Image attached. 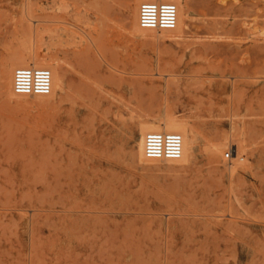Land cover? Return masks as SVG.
Returning a JSON list of instances; mask_svg holds the SVG:
<instances>
[{
  "label": "rangeland",
  "instance_id": "obj_1",
  "mask_svg": "<svg viewBox=\"0 0 264 264\" xmlns=\"http://www.w3.org/2000/svg\"><path fill=\"white\" fill-rule=\"evenodd\" d=\"M92 1L0 0V72L31 48L68 80L50 97L0 84V264H264V0H180L170 37L133 30L136 0ZM166 110L197 149L140 162L139 120ZM231 114L248 150L232 174V142L205 150Z\"/></svg>",
  "mask_w": 264,
  "mask_h": 264
},
{
  "label": "bare ground",
  "instance_id": "obj_2",
  "mask_svg": "<svg viewBox=\"0 0 264 264\" xmlns=\"http://www.w3.org/2000/svg\"><path fill=\"white\" fill-rule=\"evenodd\" d=\"M61 1V0H60ZM90 1V0H89ZM94 1V0H93ZM92 1V2H93ZM145 0H136L135 4H134V9H133V17H132V22H131V27L133 28V30L135 32L137 31H148V32H157V30L155 29H142L139 27L138 25V7L139 4ZM153 1H174V3L177 5L178 7V15H177V22H176V26L174 29L171 30H158L160 32H162L163 35H167V36H179L180 31H183L182 25H183V18L184 16L189 17L191 9L188 5V3L182 4V2L180 0H153ZM59 2V1H58ZM97 2V1H96ZM133 2V1H131ZM57 3V2H56ZM95 3V2H94ZM129 3V2H128ZM92 5V3H90ZM98 4V3H97ZM58 5V4H56ZM59 5H61V3H59ZM105 5V3H104ZM51 6V5H50ZM96 6V4H95ZM98 6V5H97ZM96 6V7H97ZM52 7V6H51ZM58 7V6H57ZM62 7V6H59ZM58 7V8H59ZM100 7V6H99ZM64 9V8H63ZM99 9V8H98ZM192 14V13H191ZM191 16V15H190ZM257 19L255 20L257 25V30L261 35H264V4L263 6L259 9L257 16H255ZM84 19V18H83ZM90 19V18H89ZM96 19V18H95ZM41 20V19H40ZM87 20V19H86ZM130 21V20H129ZM55 22V21H54ZM86 22V21H85ZM97 22V21H96ZM65 23V22H64ZM87 23V22H86ZM89 24V23H88ZM87 24V25H88ZM91 25V24H89ZM88 25V26H89ZM188 25V24H187ZM64 26V25H63ZM185 26V25H184ZM65 27V26H64ZM80 27V26H79ZM182 29V30H181ZM63 30V29H61ZM67 30V29H66ZM56 31H59V29H55V30H50V33L52 34V32H54L55 34H59L56 33ZM49 32V31H48ZM61 32V31H60ZM256 32V31H255ZM45 33V32H44ZM66 34V33H65ZM54 37V36H53ZM166 37V36H163ZM56 38V37H55ZM61 38V37H60ZM68 38V37H67ZM58 39V37H57ZM60 41V40H59ZM67 41V40H66ZM29 42V41H28ZM43 42V41H42ZM46 44V42H44ZM42 43V44H44ZM41 44V45H42ZM50 44H54V43H50ZM55 45V44H54ZM46 46V45H45ZM50 49V48H49ZM41 50V49H40ZM63 52V51H61ZM67 51H65L64 53H66ZM70 52V51H69ZM57 55V54H56ZM56 57V56H55ZM7 58V57H6ZM7 60V59H6ZM83 61V60H82ZM5 63V62H4ZM57 63V62H56ZM58 64V63H57ZM57 64H55V60H53V55L50 52H44V53H40L37 50H32L31 48L27 49H23L22 51L19 52H13L10 56L9 59V65L6 69L1 70L0 72V84L1 87L3 88L4 92H6L7 94L13 95L15 94L13 91V72L14 69L16 67L19 66H33V67H47L51 70L52 73V84H51V90L49 94L46 95H38L40 97H50L52 96L55 91L57 89H61L63 90L64 88H66L67 86V79H66V74L65 72H61L58 70V66ZM82 70H79L80 72H84V73H89L91 72V67L90 66H81ZM77 74V73H76ZM79 75V74H78ZM85 78V77H84ZM90 79V78H89ZM80 83H85V82H80ZM72 84V83H70ZM162 85V84H161ZM145 86V85H144ZM74 87V86H73ZM84 87H86V85H84ZM148 87V86H147ZM75 88V87H74ZM153 88V87H152ZM1 92V91H0ZM20 95V94H18ZM17 95V96H18ZM20 96H26V95H20ZM34 96V95H33ZM54 96V95H53ZM234 103V102H233ZM166 104L168 105V103L166 102ZM231 105V104H230ZM166 106V105H165ZM170 106V105H169ZM167 108V107H166ZM169 109V108H167ZM171 111V110H170ZM169 110H166L164 113H161L159 115L153 116V117H143L142 119H138L139 120V136H138V140L136 142V147L134 149L133 152V156L138 158L141 161L144 162H161L160 160L157 159H152V158H147L144 155V135L147 131H151V130H157V131H175V132H179L182 135L183 138V143H182V153L180 155V157L178 159H173V160H166L167 162H179V163H183L186 162V160L190 157H192L191 155L193 154V152L197 149L198 146V138L201 135L200 133H198V131L196 129H194L187 120L185 119H181L179 117H177V115H173V111L172 113ZM231 111V110H230ZM237 111V110H236ZM224 113L226 114L225 110ZM223 113V114H224ZM232 113V112H231ZM230 114V112H229ZM246 114V112L244 113V115ZM155 115V114H154ZM151 116V115H150ZM243 116V115H242ZM241 116V117H242ZM188 117V116H187ZM240 117V116H239ZM240 117V118H241ZM245 117V116H244ZM228 118V117H227ZM229 130L228 131H224V132H219L217 133V141H211L208 144V147H205L206 152L208 151L209 154L211 155H219L222 150L226 147L230 145H232L231 149L233 151V160L230 162L231 164L229 165L228 170L229 172L232 174L234 172H236V170L238 168L241 169H246L247 164H246V159L245 156L248 155V150L246 148V144L243 140V135L245 134L238 126V123L236 122V120L234 119V114H231L229 117ZM243 121V120H242ZM241 121V124H242ZM136 123V121H134ZM249 122V121H248ZM245 123V122H244ZM243 123V124H244ZM253 123V121H252ZM134 125V124H133ZM137 125V124H136ZM135 125V126H136ZM194 125V124H193ZM213 127H217L216 123L213 121L211 124ZM245 127V126H244ZM243 127V129H245ZM212 128H210L211 130ZM216 130V129H215ZM247 130V129H246ZM12 131V130H11ZM129 131H132L131 129ZM214 131V130H213ZM212 131V132H213ZM245 131V130H244ZM215 132V131H214ZM246 132V131H245ZM132 133V132H131ZM216 133V132H215ZM128 134V133H127ZM198 134H200L198 136ZM55 137V136H54ZM129 137V136H128ZM132 137V135H131ZM209 137V135H208ZM246 137V135H245ZM126 139V138H125ZM129 139V138H127ZM131 139V138H130ZM129 139V140H130ZM208 139V138H207ZM246 139V138H245ZM126 141V140H125ZM11 142V141H10ZM15 142V141H13ZM206 142V140H205ZM207 142V143H208ZM12 143V142H11ZM20 143V142H19ZM125 144V142H123ZM134 143V141H133ZM204 144V142H203ZM206 145V144H205ZM204 145V146H205ZM129 146V144H128ZM200 146V145H199ZM204 146H203V150H204ZM230 147V146H229ZM7 149L9 151H12L13 146H8ZM24 150V149H23ZM69 151V150H68ZM129 151V149H128ZM26 152V151H25ZM130 153V152H129ZM37 154V153H36ZM51 155V154H50ZM131 155V153H130ZM132 156V155H131ZM129 157V156H128ZM64 158V156H63ZM30 159H32V157L30 156ZM134 159V158H133ZM38 160V159H37ZM49 161V160H48ZM55 161V160H54ZM70 162V161H69ZM31 165V164H30ZM54 166V165H53ZM228 166V165H227ZM226 168V169H227ZM227 170V171H228ZM112 180V179H110ZM114 181V180H113ZM109 182V181H107ZM116 182V181H114ZM112 183V182H111ZM102 184V183H100ZM99 185V184H98ZM102 185H100L101 188ZM103 186H104V182H103ZM111 186V185H110ZM115 186V185H114ZM95 188V187H94ZM99 191V190H97ZM106 191V190H105ZM108 193V192H107ZM258 196V195H257ZM123 197V196H122ZM121 197V198H122ZM31 199V198H30ZM116 200V199H115ZM123 200V199H121ZM76 201V200H75ZM79 201V200H77ZM113 202V201H112ZM123 202V201H122ZM136 202V201H135ZM163 202V201H162ZM73 205V204H71ZM76 205V204H74ZM140 205V204H139ZM156 205V204H155ZM140 209V208H139ZM152 209V208H151ZM150 210V209H149ZM67 211V210H66ZM151 211V210H150ZM75 212V211H74ZM80 212V211H79ZM129 212V211H128ZM130 213V212H129ZM142 213V212H141ZM149 213V212H147ZM152 213V212H151ZM143 214V213H142ZM146 214V213H145ZM165 214V213H163ZM172 214V213H171ZM170 214V215H171ZM176 214V213H175ZM162 215V214H161ZM173 215V214H172ZM177 215V214H176ZM180 215V214H179ZM167 217V215H165ZM61 217V216H60ZM74 217V216H71ZM165 217V219L167 220V218ZM231 217V216H230ZM78 219V218H77ZM76 219V220H77ZM84 218H82L83 220ZM155 219V218H154ZM81 220V219H80ZM164 220V218H163ZM84 221V220H83ZM94 221V220H93ZM132 221V220H131ZM183 221V220H182ZM67 222V221H66ZM82 223V221H80ZM88 222V221H87ZM67 224H71V223H67ZM80 224V223H79ZM163 224V223H162ZM76 225V224H75ZM84 225V224H83ZM79 226V225H78ZM85 227V225L83 226ZM88 228V227H87ZM69 231V228H67ZM79 229V228H78ZM76 229V230H78ZM89 229V228H88ZM74 230V229H73ZM97 236V235H96Z\"/></svg>",
  "mask_w": 264,
  "mask_h": 264
},
{
  "label": "built area",
  "instance_id": "obj_3",
  "mask_svg": "<svg viewBox=\"0 0 264 264\" xmlns=\"http://www.w3.org/2000/svg\"><path fill=\"white\" fill-rule=\"evenodd\" d=\"M178 7L172 1L145 0L138 7V25L142 29L171 30L177 22ZM52 73L47 67L19 66L13 72L15 94L33 96L50 93ZM183 138L175 131H147L144 135V155L160 161L178 159L182 153ZM233 158L232 150L225 152Z\"/></svg>",
  "mask_w": 264,
  "mask_h": 264
}]
</instances>
